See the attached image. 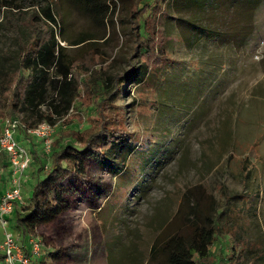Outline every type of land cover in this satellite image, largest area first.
I'll return each mask as SVG.
<instances>
[{
  "label": "rangeland",
  "instance_id": "374dc122",
  "mask_svg": "<svg viewBox=\"0 0 264 264\" xmlns=\"http://www.w3.org/2000/svg\"><path fill=\"white\" fill-rule=\"evenodd\" d=\"M2 1L21 7L22 13L33 2L40 9L48 6L69 59L93 51L101 56L106 75L125 78L112 103L134 148L127 155L122 145L104 159L89 161L83 180L66 178L67 209L59 220L22 237L9 218L4 228L13 235L17 254L31 264H57L49 255L56 251L58 264H157L160 257L151 261L150 248L184 228L187 209L177 211L185 192L205 211L210 206L206 196L211 197L213 214L226 205L225 195L240 194L246 203L236 210L244 230L251 225L247 209L253 202L258 233L246 230L245 235L262 248L264 0H168L156 17L158 53L165 63L157 69L152 61L142 83L126 77L139 63L129 17L136 0H109L104 22L88 16L77 0ZM143 5L147 14L152 0H143L139 8ZM1 6L0 0V54L11 56L16 33L23 32L14 31ZM93 119L90 110L74 104L53 121L48 152L42 140L17 129L15 137L30 163L21 180L22 200L14 209L28 204L34 183L44 177L54 140L70 128H90ZM70 142L63 137L62 145ZM33 156L44 163L42 171ZM13 177L7 158L0 159V197ZM232 234L218 235L206 264H226ZM31 239L40 244L39 256L30 252Z\"/></svg>",
  "mask_w": 264,
  "mask_h": 264
},
{
  "label": "trees",
  "instance_id": "16d2710c",
  "mask_svg": "<svg viewBox=\"0 0 264 264\" xmlns=\"http://www.w3.org/2000/svg\"><path fill=\"white\" fill-rule=\"evenodd\" d=\"M142 1L136 0L129 12L133 20L130 30L135 38L134 53L138 54L139 63L126 77L137 83L144 81L153 62L157 69L165 63L162 53H158L156 17L168 0H152L147 14L146 5L139 8ZM108 3L109 0H77L78 6L88 16L100 22L106 21L110 15ZM1 4L9 25L14 31L23 33H16L17 49L13 55L0 54V129L3 119L19 121L20 115L23 119L19 121V129L24 132L41 123L52 125L77 102L94 115L90 128H70L54 140L49 166L44 177L38 179L29 192L28 204L20 210L13 208L9 214L17 232L25 237L31 235L37 226L51 224L63 216L67 209L68 191L63 186L66 178L73 176L83 180L89 161L104 159L107 152L122 145L127 155L134 148L123 134L120 109L112 103L115 89L120 90L125 78L106 75L107 68L102 65L101 56L93 51L69 59L64 53L65 48L59 45L62 39L59 40L55 33L56 19L48 6L40 9L33 2L28 5L32 8L22 13L19 6L7 5L2 0ZM21 14L25 16L20 17ZM88 39L78 40L74 45ZM63 137L78 146L71 142L62 145ZM125 139L128 142L123 144ZM4 158L6 156L1 154L0 159ZM33 163L39 166L38 171L43 170L44 163L38 156H33ZM39 197L43 200L40 201ZM206 198L210 202L207 211L201 208L199 200L191 202L190 192L183 194V205L177 214L187 209L184 212L185 226L179 232L156 240L149 251L150 260L156 261L160 257L157 264H206L218 235L232 230L226 264H264V240L261 248L250 243L255 240H248L245 235L246 230L258 233L253 202H248L247 209L251 225L244 230L239 224L242 218L236 210L240 203L242 206L246 203L240 194L225 195L226 205L217 214L212 213L211 197L207 195ZM49 255L55 263L61 261L59 251Z\"/></svg>",
  "mask_w": 264,
  "mask_h": 264
},
{
  "label": "built area",
  "instance_id": "2783aa9c",
  "mask_svg": "<svg viewBox=\"0 0 264 264\" xmlns=\"http://www.w3.org/2000/svg\"><path fill=\"white\" fill-rule=\"evenodd\" d=\"M0 132V155L4 154L12 170V186L6 189L0 197V227L3 229V240L0 244L2 259L0 264H31L28 259L17 254L13 235L4 227L6 226L9 214L13 210L15 202L22 200L21 180L23 174L30 163V158L24 147L17 141L15 135L21 125L17 120L4 119ZM25 132L35 138L42 140L44 148L49 151L52 126L41 123L33 128H28ZM29 249L32 255L39 256L40 244L36 240H30Z\"/></svg>",
  "mask_w": 264,
  "mask_h": 264
}]
</instances>
